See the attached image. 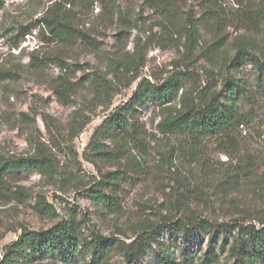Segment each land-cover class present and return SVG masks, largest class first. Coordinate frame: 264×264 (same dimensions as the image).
<instances>
[{"label":"rangeland","instance_id":"rangeland-1","mask_svg":"<svg viewBox=\"0 0 264 264\" xmlns=\"http://www.w3.org/2000/svg\"><path fill=\"white\" fill-rule=\"evenodd\" d=\"M239 3L249 5L253 25ZM159 5L171 7L170 20ZM53 13L70 26L68 40H52L42 28V17ZM193 20L197 41L189 42L182 28ZM241 40L264 46V0H0V157L41 159L38 169L11 172L0 183V262L24 230L74 220L87 239L148 237L144 255L129 260L114 251L111 264H167L166 257L204 264L211 237L218 257L211 264H231L236 230L184 235L168 226L178 219L264 222V87L247 59L219 68ZM174 73L196 91L223 92L224 77L245 84L244 124L232 139L164 135V112L150 98L134 107L138 140L126 145L99 133L141 80L160 85ZM95 75L109 86L104 96L94 95ZM95 188L116 199L114 208L99 204ZM15 264L97 261L50 253Z\"/></svg>","mask_w":264,"mask_h":264},{"label":"trees","instance_id":"trees-1","mask_svg":"<svg viewBox=\"0 0 264 264\" xmlns=\"http://www.w3.org/2000/svg\"><path fill=\"white\" fill-rule=\"evenodd\" d=\"M243 19L254 24L252 16L247 8L242 5ZM163 19L170 20L172 9L170 6H157ZM263 11L260 9V12ZM194 19L193 17L189 20ZM204 19V16L199 19ZM218 22V21H217ZM219 23V22H218ZM198 23L190 21L189 27L183 26L189 42L197 41ZM41 26L48 30L52 40H68L72 36L70 26L60 20L57 15L46 14L41 19ZM216 48L208 47V57L213 58ZM255 50V52H254ZM225 59V58H223ZM247 59L257 74L256 86L264 87V46L252 41L241 40L235 47V55L229 60H223L219 64L222 71L227 67H235L239 62ZM91 84L96 97L104 96L109 91V86L104 84L99 75H95ZM260 87V88H261ZM246 86L242 81L224 77V91L217 92L208 87L196 91L194 88L185 87L183 77L174 73L162 84L157 85L148 79L141 80L130 99L120 107L111 117L106 118L100 126L99 133L110 138L120 137L121 142L129 145L138 140L141 129L131 121L134 117V107L150 98L156 105L162 108L164 117L158 124L159 131L166 135H175L183 140L198 142L205 138H218L223 141L234 137L235 130L244 124L245 114L241 106L245 98ZM41 159L36 157H0V183L4 182L6 174L17 171H31L38 169ZM95 198L100 205L112 209L116 205V199L105 194L101 188L94 189ZM203 228L213 234L216 230L233 232L232 241L228 248V256L231 264H258L264 260V222L261 227L253 224H213L209 221L195 220L184 221L178 219L168 226L172 233L181 232L187 234ZM148 237L141 235L131 243L126 244L116 239H105L96 234L90 239L82 232L80 224L74 220L61 221L47 230H24L16 241L5 249L0 264H15L21 260H35L43 255L57 253L66 262L77 261L78 256L89 254L96 259L97 264H111L110 255L120 252L126 259L134 260L145 254ZM167 264H171L170 257H166ZM215 245L212 237L203 256L204 264L217 262Z\"/></svg>","mask_w":264,"mask_h":264}]
</instances>
